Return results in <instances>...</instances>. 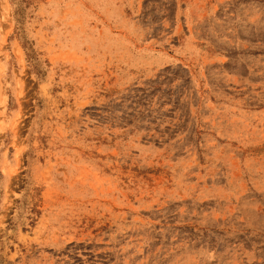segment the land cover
I'll return each mask as SVG.
<instances>
[{
	"label": "rangeland",
	"instance_id": "374dc122",
	"mask_svg": "<svg viewBox=\"0 0 264 264\" xmlns=\"http://www.w3.org/2000/svg\"><path fill=\"white\" fill-rule=\"evenodd\" d=\"M0 264H264V0H0Z\"/></svg>",
	"mask_w": 264,
	"mask_h": 264
}]
</instances>
